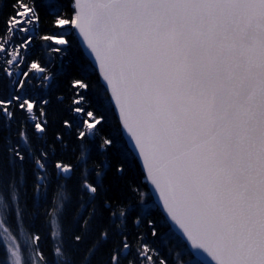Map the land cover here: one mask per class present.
Returning <instances> with one entry per match:
<instances>
[{
    "label": "snow or ice",
    "instance_id": "obj_1",
    "mask_svg": "<svg viewBox=\"0 0 264 264\" xmlns=\"http://www.w3.org/2000/svg\"><path fill=\"white\" fill-rule=\"evenodd\" d=\"M36 3L14 0L13 13L0 27V155L8 151L23 165L19 146L3 138V130L15 125V137L29 146L30 155L38 156L32 161L34 170L48 178L57 173L71 178L82 166L74 188L82 202L93 203L82 229L87 233L101 208L114 213L125 206L124 200L105 197L95 203L109 174L102 166L97 169L91 155L85 160L83 150L76 163L65 162L67 146L61 135L53 134L51 147H44L50 101L37 94L33 82H47L49 69L29 63L27 56L40 23ZM69 6L74 18L58 16L55 26L62 32L66 24L78 30L88 56L98 62L102 90L119 109V127L134 142L136 156L142 158L167 215L190 241L192 253L211 258L203 264H264V0H69ZM40 39L64 46L51 47L50 55L68 51L70 42L63 34ZM73 85L78 97L88 88L83 79ZM73 111L85 115L83 107ZM86 117L82 123L89 131L74 137L73 152L87 149L88 138L102 127V114L90 111ZM64 126L71 127L68 121ZM111 145L105 139L101 148L107 151ZM57 152L49 169L46 161ZM123 172L117 166L110 175ZM20 175L23 179L22 167ZM44 180V175L34 180L36 191ZM127 191L133 194L131 188ZM16 194L14 184L5 193L0 169V217ZM63 200L58 192L56 201ZM58 210L52 213L53 237L59 235ZM119 217L115 226L109 218L110 227L95 237L89 257L111 232L113 247L105 264H167L157 260L145 238L136 239L140 234L133 229L140 219L134 218L129 228L126 212L121 210ZM147 224L156 237L153 222ZM3 231L12 244L8 264H13L12 257H17L15 264H23L20 248ZM82 239L76 235L73 242ZM30 243L38 246L39 236ZM61 253L55 249V255ZM36 255L32 264H47L42 251Z\"/></svg>",
    "mask_w": 264,
    "mask_h": 264
},
{
    "label": "trees",
    "instance_id": "obj_2",
    "mask_svg": "<svg viewBox=\"0 0 264 264\" xmlns=\"http://www.w3.org/2000/svg\"><path fill=\"white\" fill-rule=\"evenodd\" d=\"M13 3L14 0H0V27L13 13ZM36 7L40 14V23L34 33V42L27 56L29 63L33 61L43 63L49 69L48 83L40 78L33 82L37 94L50 101L47 105L49 135L44 147H51L53 134H59L67 146L66 154L63 156L65 162L76 163L80 159L81 150L84 151L85 160L91 155L96 162L97 169L102 166L104 172L109 174L108 177L103 178L101 195L96 198L95 203L99 204L107 197L108 200L113 201L123 199L125 206L117 207L114 213L101 208L100 212L92 217L90 230L87 233L83 232L84 221L88 219L93 203L82 202L75 192L76 176L83 170L82 166L71 178H61L59 173L48 178L46 173L34 170L32 161L38 156L30 155L29 146L15 137V125H13L3 130V138L5 140L10 138L13 146H19L25 155V161L21 165L18 160L12 159V154L8 151L0 155L3 189L7 193L8 186L14 184L17 193L16 200L3 216L5 228L15 236V239L20 240L19 245L22 251L30 248L36 257V253L42 251L47 264H105L108 251L113 247L111 232L107 242H101L90 257L88 253L91 251L95 237L101 235V229L110 227L109 218L111 217V225L115 226L120 222L119 212L123 210L128 216L127 227L131 228L134 218L141 220L137 228L133 229V233L139 232L137 240L141 237L145 238V242L153 247V255L157 260L164 259L167 264H186L191 260L192 264H200L192 258L182 241L171 231L149 196L144 176L120 135L119 125L108 96L102 90L95 70L80 51L71 26L66 24L63 32L55 26L58 16L65 19L73 18L69 0H53L50 3L37 0ZM62 34L66 42H70L67 53L63 56L50 55L53 43L42 41L40 37H58ZM17 51H19L18 48ZM7 66L10 67V65ZM24 70L31 72L27 67H24ZM79 79H83L88 88L87 90L81 89L78 97L75 94L76 88L73 81ZM7 94L8 87L5 86L3 95ZM80 97H83V100H80ZM74 101H78V105L74 104ZM77 106L85 109V115L73 111V108ZM90 111L95 112L97 116L103 115L102 127L98 126L97 134L88 138L87 149L77 147L73 152L74 137L78 136L80 131H89L86 124L82 122L87 118L86 113ZM64 121H68L71 127H65ZM105 139L112 141L107 151L101 148ZM59 155L60 153L57 152L46 161L49 169L53 165L55 156ZM117 166L124 169L123 174L110 175ZM21 167L24 173L23 179L20 175ZM40 175H44L45 180L40 182V190L36 191L34 180ZM128 188L132 189V195L128 194ZM58 192H63V201H56ZM82 203L83 210L81 211ZM56 208L59 209L55 215L59 235L53 237L51 235L52 213ZM148 221L155 225L158 232L156 237L151 236ZM76 235L83 237L78 244L73 242ZM35 236H39L38 246L30 243ZM58 247L62 249L61 255H55V249ZM0 264H6L2 250H0Z\"/></svg>",
    "mask_w": 264,
    "mask_h": 264
},
{
    "label": "water",
    "instance_id": "obj_3",
    "mask_svg": "<svg viewBox=\"0 0 264 264\" xmlns=\"http://www.w3.org/2000/svg\"><path fill=\"white\" fill-rule=\"evenodd\" d=\"M72 31H73L74 38H75V40L77 42V45H78L80 51L82 52L83 56L87 59V61L90 63V65L95 70V73L97 74V77H98V81L100 82V80L102 79V73H100L98 71V62H96L93 57L88 56V52L90 50L86 49V44H84L82 42L83 38L77 34L78 30H74L72 28ZM108 99H109V102L111 104V107H112V110H113V114H114V116L116 118V121H117L118 125L120 126V124L122 123V119L118 115L119 109L115 106L114 100H112L110 97H108ZM119 130H120V135H121L126 147L128 148V150L130 151V153L134 157V159H135V161H136V163H137L142 175L144 176V183H145L146 189H147V191L149 193V196L151 197L154 205L157 207V209L160 212V214L163 216L164 220L168 224V226L171 229V231L182 241V243L185 245V247H186L187 251L189 252V254L196 261H198L200 264H203V261L205 259L210 260L211 258L207 257L206 253H204L203 255H200V256H197L195 253H192L191 248L189 247L190 241H187L186 236H183L181 234L182 230L178 231L179 226L175 225L174 222L171 221V217L167 215V209L163 207V200L160 199L159 192L155 190V186L152 185L151 179L149 177H147V169L143 165L142 158L136 156L135 150L132 148V143H134V142H130L128 136L124 134L126 132V130L121 129L120 127H119Z\"/></svg>",
    "mask_w": 264,
    "mask_h": 264
},
{
    "label": "rangeland",
    "instance_id": "obj_4",
    "mask_svg": "<svg viewBox=\"0 0 264 264\" xmlns=\"http://www.w3.org/2000/svg\"><path fill=\"white\" fill-rule=\"evenodd\" d=\"M51 43H53V42H51ZM52 47H61V48H63L64 46L63 45H59L58 46V45H55L53 43ZM30 70H31V72L34 71L31 68H30ZM49 80L46 83H48ZM3 229H6V228L4 226L3 216H2V217H0V250H2V252H3L5 263L8 264V260H9L8 251L12 247V244H11V240H9V239L6 238ZM10 235H11V239L14 240L15 243H16V245L20 248V252L18 253V256L22 260L23 264H32V261L37 260V257L35 256L34 252L30 248H25L24 251H22V249H21V247L19 245L20 240L18 241V239H15V236L12 235L11 233H10ZM16 259H17V257H12L13 264H15V260ZM182 262H184V261H182ZM186 264H189V263H186Z\"/></svg>",
    "mask_w": 264,
    "mask_h": 264
}]
</instances>
